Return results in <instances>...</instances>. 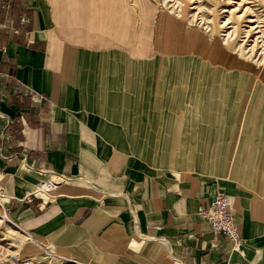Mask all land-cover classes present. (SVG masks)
<instances>
[{
  "label": "crops",
  "instance_id": "0c3cea01",
  "mask_svg": "<svg viewBox=\"0 0 264 264\" xmlns=\"http://www.w3.org/2000/svg\"><path fill=\"white\" fill-rule=\"evenodd\" d=\"M144 7L0 0V209L81 264H264V105ZM219 191L239 248L198 215Z\"/></svg>",
  "mask_w": 264,
  "mask_h": 264
},
{
  "label": "rangeland",
  "instance_id": "374dc122",
  "mask_svg": "<svg viewBox=\"0 0 264 264\" xmlns=\"http://www.w3.org/2000/svg\"><path fill=\"white\" fill-rule=\"evenodd\" d=\"M134 1H141L144 9L146 5L159 15H169L185 27L194 28L187 29V35H180L179 40L184 51L197 53V66L208 62L213 44L224 47L233 44L239 68L225 67L227 79H234L246 65L251 74L258 76V73L264 79V0ZM203 38L205 43L201 41ZM196 79L219 77L213 72H197ZM27 236L12 216L0 209V264L6 261L14 264H81L51 249L39 248Z\"/></svg>",
  "mask_w": 264,
  "mask_h": 264
},
{
  "label": "built area",
  "instance_id": "2783aa9c",
  "mask_svg": "<svg viewBox=\"0 0 264 264\" xmlns=\"http://www.w3.org/2000/svg\"><path fill=\"white\" fill-rule=\"evenodd\" d=\"M63 180L61 177H53L50 181L41 183L36 193H50ZM29 201H32L31 198ZM5 212L8 213L7 211ZM198 215L208 221L214 231L231 239L235 243V247L239 248L242 243V237L235 214L231 208V198L228 194L223 191L217 192L211 203L199 206Z\"/></svg>",
  "mask_w": 264,
  "mask_h": 264
},
{
  "label": "bare ground",
  "instance_id": "6f19581e",
  "mask_svg": "<svg viewBox=\"0 0 264 264\" xmlns=\"http://www.w3.org/2000/svg\"><path fill=\"white\" fill-rule=\"evenodd\" d=\"M201 41L205 43L204 39H202ZM209 54L210 55L208 56V58L212 63H220L227 67L236 66L237 68H239V61H236L238 60L237 55L233 52V44H228V46L225 47L223 45L218 46L213 44L212 52ZM247 68L250 67L246 65L242 68L238 75H235L233 77L234 79H238L240 84H243V87L241 89L239 88V96L242 95L244 97H256L259 102L264 105V79L262 78L263 76H260V74L258 73H256L258 76L253 75ZM229 79L232 78L229 77ZM250 85L252 86L249 87Z\"/></svg>",
  "mask_w": 264,
  "mask_h": 264
},
{
  "label": "water",
  "instance_id": "95a60500",
  "mask_svg": "<svg viewBox=\"0 0 264 264\" xmlns=\"http://www.w3.org/2000/svg\"><path fill=\"white\" fill-rule=\"evenodd\" d=\"M1 264H14V263L11 262V261H6V263L4 262V263H1Z\"/></svg>",
  "mask_w": 264,
  "mask_h": 264
}]
</instances>
